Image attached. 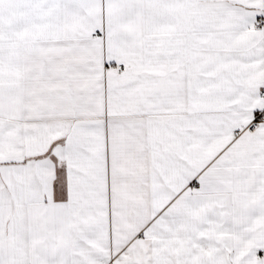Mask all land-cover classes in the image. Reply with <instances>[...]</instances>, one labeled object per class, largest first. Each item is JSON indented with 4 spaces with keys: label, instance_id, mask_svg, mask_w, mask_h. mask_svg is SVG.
<instances>
[{
    "label": "snow or ice",
    "instance_id": "1",
    "mask_svg": "<svg viewBox=\"0 0 264 264\" xmlns=\"http://www.w3.org/2000/svg\"><path fill=\"white\" fill-rule=\"evenodd\" d=\"M0 264H264V0H0Z\"/></svg>",
    "mask_w": 264,
    "mask_h": 264
}]
</instances>
